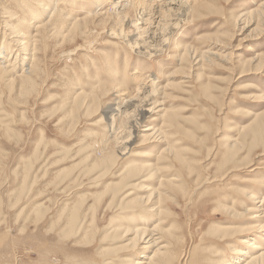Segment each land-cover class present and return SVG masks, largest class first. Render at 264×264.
<instances>
[{"label":"rangeland","instance_id":"rangeland-1","mask_svg":"<svg viewBox=\"0 0 264 264\" xmlns=\"http://www.w3.org/2000/svg\"><path fill=\"white\" fill-rule=\"evenodd\" d=\"M40 1L50 9L37 7L38 0H0V22L29 34L37 55L36 75L29 60L0 78V264H147L145 257L163 246L171 264H235L237 256L245 264L264 251V231L241 236L245 228L264 229L255 218L264 209V26L257 30L255 23L243 33L236 22L264 0L209 5L230 19L226 44L237 48L211 61L199 54L213 14L182 25L167 52L148 60L107 31L86 39V12L108 10L107 0H99V9L98 0H62L55 8ZM16 10V21L3 14ZM56 17V26L38 28ZM5 27L1 44L12 42ZM142 77L157 78L160 93L139 132L154 122L166 134L152 144L138 138L127 155L108 161L103 108L89 111L83 96L105 94L103 105L113 104L115 91L134 95ZM164 147L172 150L165 160ZM175 176L190 181L173 189L168 182ZM155 191L168 199L161 204ZM151 192L163 214L147 206ZM249 192L256 193L253 203ZM135 226H156L160 245L145 237L130 247Z\"/></svg>","mask_w":264,"mask_h":264},{"label":"bare ground","instance_id":"bare-ground-1","mask_svg":"<svg viewBox=\"0 0 264 264\" xmlns=\"http://www.w3.org/2000/svg\"><path fill=\"white\" fill-rule=\"evenodd\" d=\"M213 1L215 2L217 0H107L106 3L109 6L108 10L106 9L105 11H101L102 9H100L98 12H96L95 10L86 12V16L83 21L86 24V39L89 40L90 38H92L95 35V30L96 34H99L101 32L105 33V31H107L109 37L116 39L118 38L124 44V46H126L130 50L131 53L135 52L137 57L149 60L156 56H162L167 52L169 46H171L172 37L174 36L173 34L178 32L182 25H195V22L199 19L200 16H204L205 18H207L213 14L216 19L208 27L209 30L207 29L208 31L206 30L204 32V36L201 37V42L205 46V49L200 52L199 56H201L206 61H211L214 59H224L229 56V54H234L237 48L235 49V47L231 45V42L229 44H226L228 34L226 33V30L231 21L230 19L223 16L225 15L223 10L217 11L213 8H209V5H211L212 3H216H214ZM47 2L49 4L53 3L52 5H57L61 3L62 0H49ZM93 4L97 5V9L103 6L102 1L99 0L96 2L93 1ZM56 5H54L53 7L55 8ZM37 7L42 8L44 11H48L50 9L46 6L44 7L40 0H38L37 2ZM132 12L134 13L132 14ZM5 13H8L12 17V21H16L19 19V17L17 16V10L14 12H3V14ZM56 20L57 17L53 19V21H39L38 28L43 27L44 29H48L53 25L56 26ZM96 20L101 21L97 28L94 27ZM236 22L237 25H243V28L239 27V30L243 33L255 23L258 24L256 26V29H260L261 26H264V5L256 11H250L248 13H245L243 16L240 15L239 18H237ZM26 23L27 22L22 23L23 29H25ZM1 25H6L4 30L7 29L8 32H11L10 40H12V42H6V44L0 43V75H2L0 78H3L4 75L7 76V74H9V68H11V71L14 72H17L16 68H25L24 66L27 65L26 62H28L29 60L32 61L29 69L31 70L33 68L34 72L32 71L31 73H34V75H36L35 70H37V67H35L33 63L37 55H35V50L32 49L34 44L32 43V39L29 38V34H27L24 30H19L17 27H10L9 25H7L6 21L2 23L0 22V28ZM220 29L222 31H220ZM40 32L43 33V30ZM4 35L6 36L7 34L4 33ZM78 35L79 33L77 34V37ZM63 38L65 40L67 39L65 36ZM74 41H76V38L74 39ZM86 43L87 44H85V47H90L91 42L87 41ZM12 44H15L14 48L11 46ZM8 53L10 57L7 56ZM22 55L24 56L22 57ZM4 59L6 60L3 62ZM261 63L260 66L258 65L259 67H261ZM25 71H27V69ZM18 79L22 81L24 78ZM27 79L25 78V80L23 81L24 84L28 82ZM16 82L17 81L15 79H12L10 81V84H16ZM136 84L137 88L134 95L131 94L126 88L123 90L115 91V94H112V97L115 100L114 103L112 102L113 104L110 103L103 105V99L107 98L104 97L105 94L103 96H97L98 93L96 96L94 94H86L85 96H83L85 101L83 106H86V109H89V111L91 109H98L101 107L103 108L102 114L103 117H105V124L109 128V135L108 138L104 140V147L102 145V154L104 155V157L106 156V159L108 161L112 159H115L116 161V158H120V156L124 157L125 155H127L131 150L134 149L133 147L137 146L136 143L138 142V138H141V140L143 139V142H145V144H152L156 142L158 135H164L165 133L162 130L164 129V127L156 128V126H153L154 122H151V125L143 129V132H139L140 124L144 123V121L148 118L150 119L151 113H153V111L158 106V101L156 98L160 93L158 87L160 83L157 82V78L152 77L150 79H145L142 77L138 79ZM164 124L167 126L168 124L170 125L169 121L165 122ZM167 126L165 128H167ZM110 144L112 146H110ZM233 147H236L235 143ZM230 149H232V147H230ZM171 153L172 150L170 147H164L163 151H161L162 158L165 160V156H168ZM159 163L162 162L159 161ZM191 171V169L188 170L189 175L186 178H189L191 176ZM132 172H130L131 175ZM186 178L181 179L179 178V176H175L170 179V182H168V184L172 186L173 189H180L178 183L184 182ZM189 181L186 180L184 183L186 184ZM263 184L264 182H262V185ZM165 193L167 192L165 191ZM155 194H157V199L161 204H163L168 199V196L162 192L155 191ZM151 195L153 196L154 192H151L149 198L146 199L147 203L148 201H152L153 197ZM154 197H156V195H154ZM248 197L250 199V203H253L254 200H257L256 193L254 192H249ZM151 203L147 204V206H150L149 209L151 212L154 213V211H156L159 215L164 213L162 209L160 210L159 207L154 208L156 202H153L154 204ZM161 204H159V206ZM246 210L248 214H253V209L247 208ZM260 211H262L260 213L261 217L255 216V218L263 219L262 222L264 223V209L261 208ZM148 220L149 219L147 218L143 219V223L141 225L145 226L146 224H148ZM262 228H264V226H262ZM159 231L160 230L156 226L152 231L145 229V227L143 228L141 226H135L134 230L131 231L134 237L130 241V247L138 248L141 242H144L146 238H148L149 240L147 243L150 245L152 244L151 246H159V240L157 238H154ZM253 231H264V229L259 230L258 227H249L247 229L245 228L241 231V236H245L248 238V234L252 233ZM129 232L130 231L128 230V233ZM248 241L249 240H244V242L246 243ZM249 247H254V244H251V241ZM259 247L254 248L259 249ZM166 249L167 248L163 246L161 248H158L155 251L154 255H152L151 257H145V259H148L149 261L147 264H171V262L165 260V257L168 254H164V250ZM235 253L236 256L239 255L241 253L240 249L235 248ZM249 256L250 257L247 259V261H245V264H264V251H262L261 253L255 252ZM238 257L239 256H237L236 258L235 264H237L238 262ZM161 259H163L162 263L160 261ZM170 261H172V259ZM136 264H145V262L139 261Z\"/></svg>","mask_w":264,"mask_h":264}]
</instances>
